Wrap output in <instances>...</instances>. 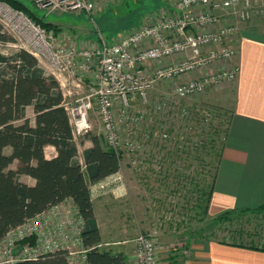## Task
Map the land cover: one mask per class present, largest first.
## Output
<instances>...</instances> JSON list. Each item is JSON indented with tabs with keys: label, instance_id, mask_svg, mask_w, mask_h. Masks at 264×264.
Instances as JSON below:
<instances>
[{
	"label": "built area",
	"instance_id": "2783aa9c",
	"mask_svg": "<svg viewBox=\"0 0 264 264\" xmlns=\"http://www.w3.org/2000/svg\"><path fill=\"white\" fill-rule=\"evenodd\" d=\"M25 1L47 13L83 15L96 29L95 42L86 47L81 48L74 42L66 45L53 31L36 25L23 13L6 6L23 29L27 44L23 48L39 62H45L56 79L67 77L77 88L87 87L85 94L69 106L63 93L74 138L91 130L89 114L93 112L106 144L113 150L130 151L138 149L137 136L133 142L136 146L130 140L121 142L117 122L131 127L133 133L145 116V108L158 121V132H153L158 142L169 141L168 132L179 125H187L188 110L182 104H179L182 107H170L171 117L158 119L165 110L158 102L151 104L149 98V93L157 86L185 79L172 88L169 97L184 101L236 79L239 71L234 63L236 48L230 41L238 34L237 22L245 20L252 7L250 0H178L169 16L162 12L159 16L156 14L149 24L108 41L94 20L96 4L101 0ZM174 57H177L175 61L165 63ZM157 63L162 65L155 67ZM153 66L148 74V67ZM116 110L121 117L119 121ZM153 134L148 132L144 137L149 140ZM108 179L110 184L122 182L119 172ZM82 227V218L73 205L62 202L51 206L10 230L0 240V264L35 260L58 251H65L67 260L74 264L73 256L77 252L72 248L75 247L80 248L79 264H83L86 250L81 240ZM159 247L155 229L137 236L134 239V263L158 264ZM187 252L185 250L184 254Z\"/></svg>",
	"mask_w": 264,
	"mask_h": 264
},
{
	"label": "rangeland",
	"instance_id": "374dc122",
	"mask_svg": "<svg viewBox=\"0 0 264 264\" xmlns=\"http://www.w3.org/2000/svg\"><path fill=\"white\" fill-rule=\"evenodd\" d=\"M18 1L29 13L21 12L24 16L35 24V18L50 24L49 28L38 25L53 31L66 45L74 42L84 48L87 44L95 42L94 32L96 29L85 16L47 13L28 1ZM170 1L171 3L175 2V0H101L96 4L94 10L95 24L106 40H117L131 31L149 24L156 14V16L160 15L159 9L166 8ZM254 3L248 11V17L241 22L247 23L260 19L262 14L260 11L264 10L262 9L264 6H255ZM6 6L9 7L6 3L0 2V24L8 34L13 36L16 45L0 48L3 52L10 48L27 47L25 35L23 29H20L17 17L7 11ZM125 16L127 17L125 18ZM177 57L179 59V56ZM40 65L47 73L51 74L45 62L40 61ZM160 65L162 63H157L155 67ZM153 69L154 66L148 67L147 73H151ZM184 80H173L161 84L157 86L156 90L149 93L151 104L154 105L158 102L165 110L162 112L163 116L157 117L158 119L171 117L170 113L172 112L169 110L171 106H181L179 104H182L188 110L187 125H179L168 132L171 136L169 141L160 140L158 142L156 140L157 137H154L156 134L153 132H158V121L147 110L148 108H145V116L141 123L135 127L133 133L131 127L117 122L120 141L130 140L133 146H136L133 142L137 136L138 149L136 151L122 148L113 150L106 144L100 123L94 113L89 114L91 126L89 132L99 138L103 147L110 148L115 152L119 159L120 170L128 169L136 174L140 189L139 196L142 201V213L146 214L144 216L147 217L149 225L144 232L137 236L149 234L155 229L158 232L160 243L162 233L169 232L173 237L171 248H180L182 253L184 252L183 246L187 247L191 238L197 241L208 242L211 240L258 249L264 248V207L257 210L245 209L248 212L236 213L225 222L213 223V219L207 217L206 203L226 133L230 116L229 109L222 108L212 101L211 97L215 95L216 88H210L205 93L191 96L184 101L175 98L170 100L172 88ZM72 85L74 86H72L73 91L66 86L61 90L66 94L65 99L68 106L74 104L78 97L85 94L87 88H77L74 83ZM120 118L119 111L116 110V120L119 121ZM148 132L153 134L149 140L144 137V134ZM74 139L81 161V153L86 139L84 136ZM51 152L49 148H46L45 156L49 157ZM11 168L15 169L16 163ZM119 174L122 178L121 183H124V176L120 172ZM20 246L22 245L20 244ZM105 248L109 247L100 249L106 250ZM79 250V247L72 248V251L77 252L73 256L74 264L81 262ZM187 255H189V251L185 256Z\"/></svg>",
	"mask_w": 264,
	"mask_h": 264
},
{
	"label": "trees",
	"instance_id": "16d2710c",
	"mask_svg": "<svg viewBox=\"0 0 264 264\" xmlns=\"http://www.w3.org/2000/svg\"><path fill=\"white\" fill-rule=\"evenodd\" d=\"M0 2L29 14L18 0ZM34 20L36 25L50 27ZM8 45H16V41L0 24V48ZM28 108L32 117L27 115ZM84 137L92 145L82 151L80 162L63 93L55 77L25 48L6 52L0 49V240L26 220L70 199L83 221L84 264H127L122 253L99 248L100 235L89 196V185L116 173L119 159L114 151L103 147L97 136L88 132ZM47 147L55 151L51 158L45 156ZM14 163L16 168L12 169ZM23 175L33 179L34 184L22 183ZM241 212L248 211L224 212L212 221L225 222ZM16 264L72 263L65 251H58Z\"/></svg>",
	"mask_w": 264,
	"mask_h": 264
},
{
	"label": "crops",
	"instance_id": "0c3cea01",
	"mask_svg": "<svg viewBox=\"0 0 264 264\" xmlns=\"http://www.w3.org/2000/svg\"><path fill=\"white\" fill-rule=\"evenodd\" d=\"M177 1H170L166 8L159 9L160 13L169 16ZM250 1L255 2V6H264V0ZM260 12V19L237 22L238 34L230 44L236 48L234 63L238 66V74L233 82L216 87L211 97L217 105L229 109L230 116L206 203L209 219L232 210L264 207V10ZM56 80L61 90V84L65 83L73 91L69 78ZM27 115L32 117L31 108L27 109ZM91 145L89 140H84L83 150ZM47 148L52 152L46 158L53 157L54 149ZM117 172L124 176V183L110 184L106 177L89 185L100 235L98 246L109 247L105 249L112 253H122L127 264H135L134 239L149 225L146 214L142 213L135 172L120 170V167ZM20 181L30 186L34 184L33 179L24 175L20 176ZM63 202L76 208L70 199ZM172 241L169 232L162 233L158 264H264V250L191 238L187 247L183 246V251H189L185 256L180 248H171Z\"/></svg>",
	"mask_w": 264,
	"mask_h": 264
}]
</instances>
